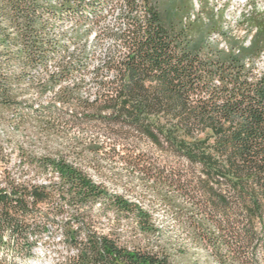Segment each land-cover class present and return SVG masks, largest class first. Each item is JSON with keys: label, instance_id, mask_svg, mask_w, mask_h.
<instances>
[{"label": "trees", "instance_id": "1", "mask_svg": "<svg viewBox=\"0 0 264 264\" xmlns=\"http://www.w3.org/2000/svg\"><path fill=\"white\" fill-rule=\"evenodd\" d=\"M69 15L86 28L75 29V44L97 27L98 39H113L97 65L85 44L71 52L54 31ZM197 24L183 0H0V122L19 129L32 120L46 134L96 128L107 138H144L182 160L158 178L164 200H179L192 238L218 264H264V70L245 61L264 50V24L249 45L229 37L230 49ZM3 111H12L8 119ZM20 149V175L0 173V264L34 256L51 222L75 251L62 264H173L167 251L130 247L92 223L100 202L132 216L147 235L157 231L149 209L110 192L64 154ZM25 168L43 181L23 178Z\"/></svg>", "mask_w": 264, "mask_h": 264}, {"label": "rangeland", "instance_id": "2", "mask_svg": "<svg viewBox=\"0 0 264 264\" xmlns=\"http://www.w3.org/2000/svg\"><path fill=\"white\" fill-rule=\"evenodd\" d=\"M183 4L186 5L189 19L199 18L202 24L205 23L204 27L197 24L196 30L204 28L209 31V41L218 44L219 48L230 49L229 37L238 41V45H249L252 37L260 31V25L264 24V0H183ZM76 21V17L69 15L57 22L54 31L58 36L62 35L61 38L67 42L71 52L79 53L80 47L85 44L86 53L91 56V65H97L114 41L110 37L98 39L95 34L99 29L97 27L84 35L80 45L75 44L71 40L75 29H81L82 32L86 29L77 26ZM106 23L113 24V16H108ZM263 53L264 50L258 57L245 59L256 61L258 73L264 70ZM51 61L49 69L54 70L56 66L53 61L56 60ZM38 72L40 70H34L35 74ZM86 78L90 80L91 75L87 74ZM46 99L48 95L44 101ZM2 113L8 119L12 111ZM0 140V173L7 167L16 176L20 175L21 147L37 156L64 154L110 192L121 194L149 209L157 229L154 233L143 234L132 216L118 215L104 208L103 203L97 202L91 209V215L98 233L117 236L130 247L135 245L154 251L165 250L170 253L173 264H218L212 252L189 234V220L179 210V200L175 206L164 200L167 186L160 182L158 176L163 166L178 165L182 163L181 159L165 156L144 138H107L96 128L83 131L74 128L46 134L32 120L19 129H14L12 123L0 122ZM140 158L144 160L140 161ZM139 161L142 164L138 165ZM23 178L43 181V175L31 168H25ZM68 216L66 213L57 219ZM62 237L60 226L51 222L44 233L48 243L39 245L36 254L27 258L23 264H62L68 255L75 252L64 246ZM3 252L7 258L12 259L13 250L5 249Z\"/></svg>", "mask_w": 264, "mask_h": 264}, {"label": "bare ground", "instance_id": "3", "mask_svg": "<svg viewBox=\"0 0 264 264\" xmlns=\"http://www.w3.org/2000/svg\"><path fill=\"white\" fill-rule=\"evenodd\" d=\"M264 54V53H263ZM263 57V61H264V55L262 56ZM262 61V60H261Z\"/></svg>", "mask_w": 264, "mask_h": 264}]
</instances>
